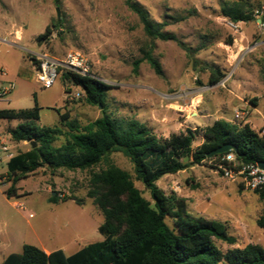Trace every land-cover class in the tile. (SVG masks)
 I'll use <instances>...</instances> for the list:
<instances>
[{
    "label": "rangeland",
    "instance_id": "1",
    "mask_svg": "<svg viewBox=\"0 0 264 264\" xmlns=\"http://www.w3.org/2000/svg\"><path fill=\"white\" fill-rule=\"evenodd\" d=\"M136 1L152 22L164 24L163 32L178 40L154 41L153 55L162 66V76L143 59L149 39L125 0H0V90L10 89L0 100V110L37 105L38 125L65 133L71 122L85 126L100 118L103 109L87 103L85 93L68 100L66 89L74 97L81 88L65 85L62 76L48 89L35 79L37 54L62 58L78 51L91 63L93 75L112 87L107 92L108 114L118 121H138L160 140L197 130L196 149L204 142L203 130L218 120L248 125L256 132L264 129V25L258 21L264 15V0ZM227 7H239L251 16L240 22L238 33L224 21L222 11ZM47 28L52 34L39 42L38 36ZM206 65L225 76L233 73L232 78L225 87L211 85ZM1 70L7 75L2 76ZM237 113L242 119L235 118ZM18 124L0 120V137L7 140L14 155L31 148L27 141L12 140L10 130ZM65 141L61 136L54 146ZM110 159L151 200L136 180L130 160L121 153H113ZM12 180L7 162L1 163L0 264L10 254H20L25 244L72 255L104 240L98 230L104 215L88 197L90 171H53L45 166L19 180L16 195L8 198L4 192ZM156 184L167 195L184 199L188 214L227 226L236 244L216 241L223 252L251 243L264 247V229L256 223L264 200L239 181L224 177L214 161L166 175ZM52 196L59 198L58 203L50 202ZM166 222L174 228L172 219Z\"/></svg>",
    "mask_w": 264,
    "mask_h": 264
},
{
    "label": "trees",
    "instance_id": "2",
    "mask_svg": "<svg viewBox=\"0 0 264 264\" xmlns=\"http://www.w3.org/2000/svg\"><path fill=\"white\" fill-rule=\"evenodd\" d=\"M125 4L138 16L149 39L143 59L162 76V66L153 55L154 41H178L177 38L163 32L164 24L152 22L136 0H125ZM222 15L235 23L251 20L239 7H227ZM260 20L264 24V15ZM51 34V29L47 28L37 40L41 42ZM179 44L189 52L181 42ZM138 66L139 62L135 63V67ZM206 69L210 70L211 85L225 76L210 65H206ZM62 78L65 85L83 89L86 102L103 109L102 116L85 126L71 122L67 125L69 132L65 133L57 127L38 125L40 108L37 105L27 110H0V120L19 122L17 128L10 130L12 140L28 141L31 146L29 151L8 161L7 171L13 180L4 193L8 198L15 196L17 182L45 166L53 171H90L88 197L104 215V222L98 228L104 240L91 243L72 255L63 250L46 253L37 246L25 244L20 254H10L2 264H264V247L258 244L223 252L216 241L236 244L227 226L188 214L184 199L167 195L156 184L166 175L205 161L219 162L229 153L235 155L238 163H264V136L260 132L248 125L218 120L203 130L204 142L196 149L193 145L199 135L197 130L187 129L184 134L160 140L146 125L135 120L118 121L108 114L107 92L112 87L107 83L71 73H64ZM61 118L67 119L66 115ZM61 136L65 137V143L54 146ZM225 144L236 150L208 158L209 153ZM113 153H121L130 160L136 180L148 190L151 200L143 196L127 171L111 161ZM184 159L187 162H183ZM101 165L104 167L96 170ZM256 193L264 200L263 192ZM58 201L57 196L50 198L51 203ZM168 218L173 220L174 228L167 224ZM256 223L264 229V209Z\"/></svg>",
    "mask_w": 264,
    "mask_h": 264
},
{
    "label": "built area",
    "instance_id": "3",
    "mask_svg": "<svg viewBox=\"0 0 264 264\" xmlns=\"http://www.w3.org/2000/svg\"><path fill=\"white\" fill-rule=\"evenodd\" d=\"M224 21L235 33L239 32L240 22L235 23L227 18L224 19ZM33 65L36 82L44 89L51 88L64 73H71L80 77H90L99 80L93 75L92 65L89 60L78 51H69L62 58L41 52L33 59ZM1 74L2 76L7 75L4 70H1ZM232 75L233 73L227 74L219 83L215 84V86L225 87V84L229 82ZM9 92L10 89L0 90V100ZM84 93V90L81 89V93H77L73 97L70 92H67L68 100H73L74 98L79 99L83 97ZM235 118L242 119V114L237 113ZM260 134L264 136V129L260 131ZM14 156L11 148L7 145V140L0 137V164L3 162L8 163ZM224 162L226 164H223ZM215 167L224 177L234 182L239 181L245 189L252 192L264 193V169L259 167V163H238L235 155L229 153L222 157L219 162L216 161ZM30 217H33V215L30 214Z\"/></svg>",
    "mask_w": 264,
    "mask_h": 264
},
{
    "label": "water",
    "instance_id": "4",
    "mask_svg": "<svg viewBox=\"0 0 264 264\" xmlns=\"http://www.w3.org/2000/svg\"><path fill=\"white\" fill-rule=\"evenodd\" d=\"M259 22H261V20H258ZM28 142V141H27ZM236 150V148L230 144H225L221 147H219L218 149L212 151L211 153L208 154V158H211L215 155H219V154H223V153H227L229 151H234ZM259 167L261 169H264V163H259ZM55 194V193H54Z\"/></svg>",
    "mask_w": 264,
    "mask_h": 264
},
{
    "label": "crops",
    "instance_id": "5",
    "mask_svg": "<svg viewBox=\"0 0 264 264\" xmlns=\"http://www.w3.org/2000/svg\"><path fill=\"white\" fill-rule=\"evenodd\" d=\"M40 249H42V250H44L46 253H50V252H52V251H55V250H51V249H49V248H46L44 245L43 246H40L39 247ZM64 251V250H63ZM65 252V251H64Z\"/></svg>",
    "mask_w": 264,
    "mask_h": 264
}]
</instances>
